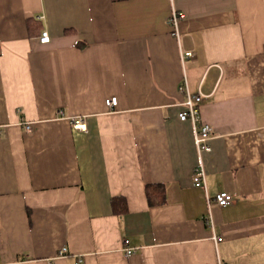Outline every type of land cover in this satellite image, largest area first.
I'll list each match as a JSON object with an SVG mask.
<instances>
[{
	"label": "crops",
	"instance_id": "0c3cea01",
	"mask_svg": "<svg viewBox=\"0 0 264 264\" xmlns=\"http://www.w3.org/2000/svg\"><path fill=\"white\" fill-rule=\"evenodd\" d=\"M184 81L212 128L204 186ZM79 258L264 264V0H0V264Z\"/></svg>",
	"mask_w": 264,
	"mask_h": 264
},
{
	"label": "built area",
	"instance_id": "2783aa9c",
	"mask_svg": "<svg viewBox=\"0 0 264 264\" xmlns=\"http://www.w3.org/2000/svg\"><path fill=\"white\" fill-rule=\"evenodd\" d=\"M182 17V13L179 11H176L175 9L172 10V13L169 18V23L173 28L174 34L177 36V24L179 18ZM39 41L41 42H48L50 37L47 32V30L44 28L39 37ZM185 54L190 55L191 53L188 51ZM180 91H183L186 93V99L184 101V109L178 113V116L181 120H190L193 127V133H194V142L196 146V151L198 155V163L193 169V182L197 186H204L205 184V171L203 167V163L201 160V156L204 152H209L211 150V145L209 143L210 138L212 137V128L211 126L204 122L202 120V117L200 115L199 109H198V103L202 98V94L200 92L191 94L188 90L187 82L184 81L179 85ZM117 99L115 96H112L110 98H107L105 100V103L108 107H113L116 105ZM61 114V112H60ZM70 123L72 127L78 128L81 130L86 129V123L85 118L83 116H77L72 117L70 119ZM210 198H208L207 203L209 204ZM213 201H215L218 205L225 206L229 204L232 200L231 193H228L226 191H219L217 192L213 198ZM205 223L212 228V217L210 210L208 209L207 214L204 217ZM221 237H217L213 235V239L215 241L220 240ZM123 252L124 255L129 256L134 248L128 245V240L123 239ZM67 252V248L65 246H62L60 249H58L56 256H63ZM80 258L75 261L74 264H78L80 262ZM48 264H56L55 259H50Z\"/></svg>",
	"mask_w": 264,
	"mask_h": 264
},
{
	"label": "trees",
	"instance_id": "16d2710c",
	"mask_svg": "<svg viewBox=\"0 0 264 264\" xmlns=\"http://www.w3.org/2000/svg\"><path fill=\"white\" fill-rule=\"evenodd\" d=\"M144 190H145L146 198L150 205L161 204L165 202L164 188L161 183L146 184L144 186ZM111 200H112V206L114 208V211L118 213H121L122 211H124L125 201L122 196L113 197ZM116 204L120 206L116 208L115 206Z\"/></svg>",
	"mask_w": 264,
	"mask_h": 264
}]
</instances>
